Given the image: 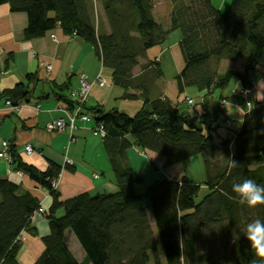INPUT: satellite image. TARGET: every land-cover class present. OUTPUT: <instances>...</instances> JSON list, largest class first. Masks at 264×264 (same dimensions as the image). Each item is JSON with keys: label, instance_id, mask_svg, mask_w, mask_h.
<instances>
[{"label": "trees", "instance_id": "1", "mask_svg": "<svg viewBox=\"0 0 264 264\" xmlns=\"http://www.w3.org/2000/svg\"><path fill=\"white\" fill-rule=\"evenodd\" d=\"M172 1L164 27L152 15L153 0H0L11 12L26 14L24 38L56 27L77 36L93 47L101 66L111 70L113 84L124 90L123 99L143 101L134 115L115 108L105 111L100 105L86 108L105 131L101 137L115 191L81 192L61 201L56 181L63 169L74 168L49 162L46 170L39 171L22 162L9 146L13 168L51 196L45 215L49 231L41 237L43 249L33 264H264L245 236L248 223L264 221V205H241L232 191L233 183L245 178L264 186V91L261 102H247L249 110L238 130L220 142L214 141L213 125L229 100L220 93L215 105L205 107L206 98L215 90L222 92L232 78H239L242 87H253L249 74L256 71L264 51V0H231L225 12L212 0ZM174 30L181 35L178 46L184 63L176 76L179 92L192 87L203 93L199 100L173 103L150 98L153 82L161 77L159 60L139 64L140 60ZM238 59L245 61L242 72L217 71L221 60ZM38 82L28 74L26 82L3 96L16 105L31 97L29 85ZM48 84L66 110L79 107L83 114L86 99L70 98L67 83ZM183 103L186 108H181ZM131 147L159 154L165 166L200 155L207 194L195 202L200 185L188 176L154 180L137 191L144 177L128 161ZM233 159L236 167H231ZM38 206L30 192L0 178V264H19L21 234H36L31 217ZM67 229L84 251L81 262L64 242ZM213 229L219 232L218 242H211L214 251H206L205 240L214 238Z\"/></svg>", "mask_w": 264, "mask_h": 264}, {"label": "crops", "instance_id": "2", "mask_svg": "<svg viewBox=\"0 0 264 264\" xmlns=\"http://www.w3.org/2000/svg\"><path fill=\"white\" fill-rule=\"evenodd\" d=\"M165 16L158 18L156 0H153L152 15L162 26L169 24V14L173 1H169ZM214 6L221 12L228 10L231 0H212ZM99 14L102 15L99 9ZM102 21L104 17L102 15ZM27 24V16L22 12H11L7 4H0V149L1 143L6 141L8 147L12 145L21 161L44 171L49 162L61 167L72 166L74 171L63 169L56 181V188L60 192V200L64 201L78 193L87 192L91 195L112 192L116 190L110 163L103 147L102 137L95 131V122L87 107L100 105L103 110L118 109L129 115H134L143 105L141 99H123L124 90L113 84L111 70L102 67L93 47L75 35L64 34L59 27L52 32L44 33L32 39L23 37ZM54 35V38L51 37ZM180 32L174 30L167 36L164 43L154 46L146 51V57L139 64L159 60L161 77L155 80L150 89V98H166L175 103L190 98L199 100L203 95L194 88H186L179 92L176 76L183 68V59L178 42ZM50 66L47 69L46 66ZM245 61L221 60L217 71L242 72ZM171 74L168 76V69ZM139 67L134 69L137 74ZM34 74L38 83H31V97L19 100L15 108L4 106L3 93L13 89L16 84L26 82V76ZM100 74L107 80V84L100 86L92 83L86 96L85 107L81 112L90 120L75 122V127H66L64 131L47 129V124L63 116L65 109L55 96L48 83H67L68 94L75 91L79 85V76L84 75L90 82ZM253 82L249 94L241 93L242 83L239 78H232L227 87L220 92L215 90L211 97L206 98L205 107L210 108L217 103V96L221 93L229 101L223 107V114L219 115L213 125V138L215 142L230 138L241 125L243 115L249 110L247 102L253 104L261 102L264 91V51L257 64L256 71L249 74ZM219 93L217 94V92ZM70 98L74 99V97ZM183 103L181 108H186ZM230 120L231 127L227 129L225 120ZM30 145L32 152H25V146ZM232 147V143L230 145ZM9 156V150H8ZM130 165L144 177V170L160 169L163 178H180L188 176L186 162L171 166L164 165V158L152 151H140L136 147L127 150ZM0 178H6L20 186L22 190L30 192L39 200L46 210L51 205V196L26 174L17 171L10 163V157H0ZM145 178V177H144ZM190 178V177H189ZM162 179V178H161ZM159 180V179H157ZM142 184L139 192L143 191ZM62 214V209L57 212ZM31 226L36 234L22 232V246L17 254L19 264H33L43 249L41 237L48 234V221L46 218L35 215L31 219ZM69 236L71 245H67ZM64 242L77 262L84 259V251L79 246L70 229L65 230Z\"/></svg>", "mask_w": 264, "mask_h": 264}, {"label": "built area", "instance_id": "3", "mask_svg": "<svg viewBox=\"0 0 264 264\" xmlns=\"http://www.w3.org/2000/svg\"><path fill=\"white\" fill-rule=\"evenodd\" d=\"M51 37L54 38V35L51 34ZM155 60H158V59L155 58ZM46 68L50 69V66L47 65ZM92 83H97L100 86H104L105 84H107V80L104 77H102V75L98 74L96 76V78L93 80V82H90L86 79V77L84 75H80L78 88L75 91L71 92V96L74 97L75 99H78L80 102H83L86 99V96L89 92V89H90V86ZM250 91H251L250 86L249 87L248 86L242 87V89H241V92L245 95L248 94ZM3 103H4V106L8 107V108H15L16 107V105L13 104L9 98H5ZM226 103L227 102H225V104ZM247 104H249V103H247ZM78 119L81 121L90 120L87 115L79 114V107H77L71 113L65 112L63 114V116H61V117L57 118L56 120L48 123L47 129L49 131H51V130L64 131L66 127L73 129L76 125L75 122ZM229 123L230 122H226V125L229 126L230 125ZM95 130L97 131V133L100 136L105 135V131L103 130L102 125L96 126ZM8 149H9L8 143L6 141H3L1 143L0 157L9 158ZM24 149H25V152H27V153L32 152L30 145H26ZM47 212L48 211L46 210V208H44L42 206V204L39 203V206L35 210V212L33 213L31 219L35 215H38V216H41L42 218H45V215H47Z\"/></svg>", "mask_w": 264, "mask_h": 264}, {"label": "clouds", "instance_id": "4", "mask_svg": "<svg viewBox=\"0 0 264 264\" xmlns=\"http://www.w3.org/2000/svg\"><path fill=\"white\" fill-rule=\"evenodd\" d=\"M237 161H231V167L237 166ZM232 191L239 197L241 205L256 208L264 205V186L257 184L253 179L245 178L240 182L233 183ZM245 236L250 243L255 255L264 261V221L256 219L246 226Z\"/></svg>", "mask_w": 264, "mask_h": 264}, {"label": "rangeland", "instance_id": "5", "mask_svg": "<svg viewBox=\"0 0 264 264\" xmlns=\"http://www.w3.org/2000/svg\"><path fill=\"white\" fill-rule=\"evenodd\" d=\"M169 1L170 0H156V9H157L156 11L158 12L157 15H158V18L160 20H162L164 18V16H165V12H166L168 6L170 5ZM168 71L169 72H167V75L169 76L171 74L170 73L171 72V68H169ZM251 90H252V88H251ZM218 93H219V91L217 92V94ZM243 95H245V94H243ZM183 162H186L185 166H186V171H187L188 177H190V179H192L194 182H196V183H198L200 185L198 195L195 198V202H199L208 192L207 187L204 185V181H205V177L206 176H205V173H204V166H203L202 157L200 155H196V156H193V157H191L189 159H186ZM143 174H144V177H145L143 185H148L149 183H151L154 180L163 178V174H162V171L160 169L157 172H156V170L154 172V170L149 168V169L144 170ZM141 186H142V184L138 185L136 187V190L140 191ZM213 232H214V235H213L214 238H212V237L209 238L208 236L206 237V240H205L206 243H205V246H204V249L206 251L207 250L208 251L209 250L214 251L215 248H216L215 244H211V242H213V241L218 242V238H219L218 233L219 232H217L216 229H213ZM154 234H155V232H154ZM68 240H69V236H67V238H66V243L69 246L71 244H70V242ZM149 264H152V262H150ZM163 264H164V262H163Z\"/></svg>", "mask_w": 264, "mask_h": 264}, {"label": "bare ground", "instance_id": "6", "mask_svg": "<svg viewBox=\"0 0 264 264\" xmlns=\"http://www.w3.org/2000/svg\"><path fill=\"white\" fill-rule=\"evenodd\" d=\"M227 127V125H225Z\"/></svg>", "mask_w": 264, "mask_h": 264}]
</instances>
